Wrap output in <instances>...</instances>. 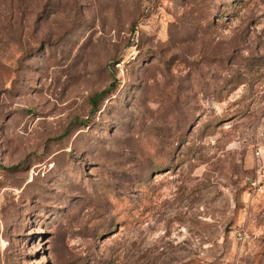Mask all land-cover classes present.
I'll use <instances>...</instances> for the list:
<instances>
[{
    "label": "rangeland",
    "instance_id": "374dc122",
    "mask_svg": "<svg viewBox=\"0 0 264 264\" xmlns=\"http://www.w3.org/2000/svg\"><path fill=\"white\" fill-rule=\"evenodd\" d=\"M0 166V264H264V0H0Z\"/></svg>",
    "mask_w": 264,
    "mask_h": 264
},
{
    "label": "trees",
    "instance_id": "16d2710c",
    "mask_svg": "<svg viewBox=\"0 0 264 264\" xmlns=\"http://www.w3.org/2000/svg\"><path fill=\"white\" fill-rule=\"evenodd\" d=\"M107 92V90H102L100 91L99 93H97L96 95H94L92 98H91V102H92V107H95L98 100ZM86 122V121H84ZM1 167V166H0Z\"/></svg>",
    "mask_w": 264,
    "mask_h": 264
},
{
    "label": "built area",
    "instance_id": "2783aa9c",
    "mask_svg": "<svg viewBox=\"0 0 264 264\" xmlns=\"http://www.w3.org/2000/svg\"><path fill=\"white\" fill-rule=\"evenodd\" d=\"M121 64H122V63H120V62H119V63H115V66H116V67H120V68H121V67H122V65H121Z\"/></svg>",
    "mask_w": 264,
    "mask_h": 264
}]
</instances>
